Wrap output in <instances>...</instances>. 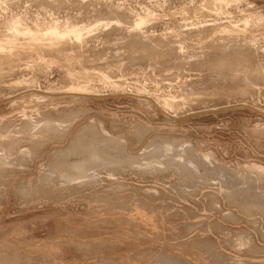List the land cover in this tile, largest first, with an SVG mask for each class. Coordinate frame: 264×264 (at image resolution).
Segmentation results:
<instances>
[{
	"label": "rangeland",
	"instance_id": "374dc122",
	"mask_svg": "<svg viewBox=\"0 0 264 264\" xmlns=\"http://www.w3.org/2000/svg\"><path fill=\"white\" fill-rule=\"evenodd\" d=\"M212 1L0 0L1 36L94 29L0 57V264H264V0Z\"/></svg>",
	"mask_w": 264,
	"mask_h": 264
},
{
	"label": "bare ground",
	"instance_id": "6f19581e",
	"mask_svg": "<svg viewBox=\"0 0 264 264\" xmlns=\"http://www.w3.org/2000/svg\"><path fill=\"white\" fill-rule=\"evenodd\" d=\"M212 2H214L215 4L216 3L217 4L220 3V5H221V3H223V2L225 3V0H214ZM145 24H148L147 23V19L144 18V17H141V15H140V16L137 17L136 20H134V22L132 24V28H133V30H140L143 27V25L145 26ZM10 26H12L11 27L12 32H11L10 35L9 34L8 35L5 34L3 36L0 35V57L8 55V54L11 55L12 51L14 49H16V47H17L16 45L19 44L18 46H20V45L24 44L23 41L25 42V40L27 38L29 39V41H28L29 43L28 44H30L31 46L34 45L35 48L36 47L39 48V47H44L45 46V48L54 50L56 52V50H58L57 47H60L61 43L65 42L67 39H69V40L72 39L75 42H80L81 40H83V37L86 34H90V32H92V30H94L90 26H87V27L86 26L85 27L84 26L83 27H75V26L67 27L68 25L67 26L65 25L66 27H64V29H61L59 27L60 25L59 26L58 25H53V26L47 27L45 29H32L31 27L30 28L29 27H23V23L21 22L20 19L15 20ZM88 27H90V28H88ZM19 37L22 40H23L24 37L26 38L23 41L22 40L20 41V42H22V44L17 42V41L20 40ZM43 41H46V42L43 43ZM22 47H23V45L21 47H19V48H22ZM24 47H26L25 44H24ZM28 47H29V45H28ZM19 55H20V53H19ZM70 74L73 76L72 73H70ZM79 75L78 76L75 75V76L78 78ZM83 77H84V79H88L87 76H86V78H85V76H83ZM71 78L72 77H70V79ZM73 78H74V76H73ZM80 79H82V77ZM75 81H77V80H75ZM74 84L75 83H73V85ZM76 84H77V82H76ZM89 89H90L89 87L77 85V86H74V87L72 86L69 91L71 93H73V94H83L85 96H88V95H90L89 91L91 90V89L90 90ZM164 104H165L166 107H170L171 109L174 106L173 105L174 102H170V101L169 102L168 101L164 102Z\"/></svg>",
	"mask_w": 264,
	"mask_h": 264
},
{
	"label": "crops",
	"instance_id": "0c3cea01",
	"mask_svg": "<svg viewBox=\"0 0 264 264\" xmlns=\"http://www.w3.org/2000/svg\"><path fill=\"white\" fill-rule=\"evenodd\" d=\"M201 218L199 221H196V223H201V229L200 231H195L192 232L193 234H191L189 236L190 239L193 238H198L200 240L207 238V237H211L215 240V243L217 245L218 249H223V251L225 252L226 246L225 244H227L228 242H226L227 238H228V232H227V224L226 222H224L223 220H217V231H213L212 227H210V221L207 219V217H203V213L201 212ZM133 217V219L131 218ZM132 222H134L135 224L139 225V224H146V226L148 227H152L153 233H157L159 237L156 236V239H165V229H161V227L159 226V224L161 223V220L159 217L153 215H149V214H144L142 213V211H140L138 208H133L132 207V215L130 216ZM127 219H129L127 217ZM184 225V223H183ZM157 229V230H156ZM197 239V240H198ZM208 250V246H206L205 251ZM204 254L208 255V253L206 252ZM177 256H180L182 258H184L185 260H187L190 264H197L196 262V255H198V252L193 251L192 249L189 250V252H187V250H181L179 252L176 253ZM195 255V256H194ZM200 255L202 256L203 253L201 252ZM206 260H208V258H205ZM204 263H208V261L203 260V258H201V262L200 264H204Z\"/></svg>",
	"mask_w": 264,
	"mask_h": 264
}]
</instances>
